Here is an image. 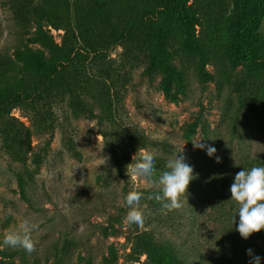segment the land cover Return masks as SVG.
<instances>
[{
  "label": "rangeland",
  "instance_id": "374dc122",
  "mask_svg": "<svg viewBox=\"0 0 264 264\" xmlns=\"http://www.w3.org/2000/svg\"><path fill=\"white\" fill-rule=\"evenodd\" d=\"M112 1L114 14L126 26L156 16L155 0ZM30 3L28 18L40 20L56 47L40 44L35 22H17L6 0H0V51L11 58L0 78V94L39 82L53 62L52 53L65 54L64 24L86 23L73 20L66 0ZM261 4L264 0H180L169 16H156L164 31V49L116 44L99 59L76 53L66 74L73 94L88 101L92 114H72L67 106L70 91L56 102L50 98L54 133L40 162L33 153L47 134L35 135L27 103L9 104L0 117V236L24 219L38 227L32 232L31 252L5 246L0 264H52V244L63 230L77 245L56 259L58 264H83L87 256L93 264H108L104 259L110 248L112 264H140L144 254L134 261L127 253L129 237L143 230L171 238L197 264H249V248L259 255L260 235L241 238L235 230L238 217L233 221L238 204L228 199L241 167L264 165ZM253 13L256 28L250 33ZM183 19L189 22L195 47L186 39ZM36 51L41 60L33 57ZM157 51L162 59L183 67L182 92L166 95L160 73L144 75L147 59ZM197 141L214 146L216 152L208 156L194 148ZM142 150L153 153L156 164L165 168L179 152L187 163L190 160L194 178L181 207L154 205L152 187L129 171L130 158ZM115 156H120L123 176L117 174ZM156 164L154 178L163 170ZM129 191L143 196L140 211L145 219L139 227L126 220L124 196Z\"/></svg>",
  "mask_w": 264,
  "mask_h": 264
},
{
  "label": "trees",
  "instance_id": "16d2710c",
  "mask_svg": "<svg viewBox=\"0 0 264 264\" xmlns=\"http://www.w3.org/2000/svg\"><path fill=\"white\" fill-rule=\"evenodd\" d=\"M179 1L155 0L154 7L156 16L161 13L164 16H169ZM6 3L13 14L14 20L17 22L24 25L32 21L35 22L38 28L35 39L40 44L48 49H54L56 47L50 41V36L41 28L40 20L34 19L31 21L28 18L31 12L30 0H6ZM66 8L70 9L73 20L75 18L86 19V23L83 25L82 22L74 21L71 24L69 22L64 24L65 31L61 49H66L65 54L61 56L59 52L52 53L53 62L50 68L44 71V77L36 84L29 87V83L25 85L26 87L23 90L8 89L0 94L1 118L6 113L9 104L14 102L27 103L30 110L29 121L34 127L35 135L47 134L42 139L43 146L36 145L39 147V150L33 153V158L36 162L41 161L42 153L47 151L50 139L54 133L52 118L54 119L55 112L51 109L52 102L50 98H55L54 101L56 102L59 97L70 91L67 106L70 108L72 114L77 116L78 113L84 111L92 114L88 101L84 98H78L77 95L73 94L70 89V82L68 81L69 76L66 74L67 66L72 63L76 53L91 55V58L99 59L107 49H110L116 44L124 45L125 49H131L132 46L138 49H164L162 46L164 31L159 27L158 23H155L156 16L153 14L136 19L133 24L126 26L127 23L114 14V1L112 0H66ZM263 8L264 4H261V8L258 10L259 16L263 14ZM253 18L255 21H253L250 27V33L256 28V16L254 13ZM182 22L184 24L186 39L195 47L196 43L191 38L189 22L186 19H183ZM122 26H125V28L120 29ZM242 50L247 52V49ZM4 55L0 51V78L5 76L11 64V58ZM33 57L41 60V54L37 51ZM145 65L146 67L143 72L146 77H153L157 73L161 74L160 82L165 86L164 90L166 95H175L177 92H182V77L184 74L182 66H177L162 59L161 52L159 51L147 59ZM171 86H176L175 90L171 91ZM195 122L192 121L190 124V130L193 132L196 126ZM26 131L25 129L23 132L25 137L27 136ZM189 133L186 134L189 136ZM11 137L15 139V135H11ZM137 157L130 158V162ZM119 158L120 156H115L117 174L123 176V170L119 166V163L121 164ZM188 163H190V160H188ZM159 165L161 164H156L157 167ZM161 166L163 170H166L163 165ZM157 192L154 187L149 190V194L154 200V205L157 206L159 203V206H161V202L155 199ZM68 232V230L61 231V235L59 234L55 243L52 244V253L55 258L52 264H58L56 259L68 253L71 247L77 245L75 239L69 237ZM259 235L262 243L259 248V255L262 257L261 264H264V229L258 231V239ZM129 239L131 246L127 255L134 261H139V256L144 254L145 260L139 261L140 264H197L171 238L162 236L155 237L154 234L143 230L133 234ZM1 252V255L5 254V251L2 250ZM104 260L108 264L114 263L115 255L111 248L108 257ZM83 264H93L91 257H85Z\"/></svg>",
  "mask_w": 264,
  "mask_h": 264
},
{
  "label": "clouds",
  "instance_id": "9594fccd",
  "mask_svg": "<svg viewBox=\"0 0 264 264\" xmlns=\"http://www.w3.org/2000/svg\"><path fill=\"white\" fill-rule=\"evenodd\" d=\"M199 141L193 143L194 148L204 150L208 156L216 152L214 146ZM216 159L218 162L219 157ZM155 164V155L142 150L128 166L133 176L140 178L147 186L159 189L155 194V199L161 202L163 208L172 210L181 207V197L185 198L187 185L194 178L192 166L185 161L182 152H179L167 161V170L161 171L154 178ZM229 192L228 200L238 204L233 221L238 217L235 230L241 238L247 239L250 234L264 229V165L241 167L234 175ZM142 199V193L138 191H129L124 196V205L128 209L126 220L137 227L142 226L145 219L140 211ZM37 227V224L27 219L21 220L17 226L0 236V249L5 246L19 247L31 252L34 247L32 232ZM246 254L251 258L249 264H261L262 257L253 255L252 249H246Z\"/></svg>",
  "mask_w": 264,
  "mask_h": 264
}]
</instances>
